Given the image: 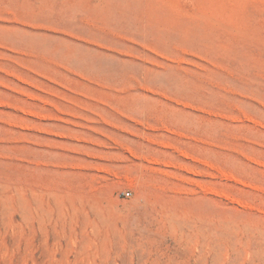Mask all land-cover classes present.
<instances>
[{
	"label": "rangeland",
	"instance_id": "obj_1",
	"mask_svg": "<svg viewBox=\"0 0 264 264\" xmlns=\"http://www.w3.org/2000/svg\"><path fill=\"white\" fill-rule=\"evenodd\" d=\"M0 264H264V0H0Z\"/></svg>",
	"mask_w": 264,
	"mask_h": 264
},
{
	"label": "bare ground",
	"instance_id": "obj_2",
	"mask_svg": "<svg viewBox=\"0 0 264 264\" xmlns=\"http://www.w3.org/2000/svg\"><path fill=\"white\" fill-rule=\"evenodd\" d=\"M163 221L167 222L171 228H176V221L172 216L164 215Z\"/></svg>",
	"mask_w": 264,
	"mask_h": 264
},
{
	"label": "built area",
	"instance_id": "obj_3",
	"mask_svg": "<svg viewBox=\"0 0 264 264\" xmlns=\"http://www.w3.org/2000/svg\"><path fill=\"white\" fill-rule=\"evenodd\" d=\"M122 195L125 197H128V196H130V192H123Z\"/></svg>",
	"mask_w": 264,
	"mask_h": 264
}]
</instances>
